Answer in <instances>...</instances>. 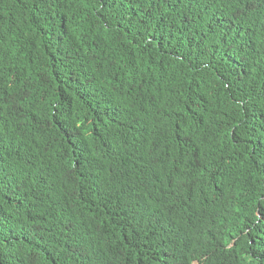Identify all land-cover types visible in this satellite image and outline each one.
I'll return each mask as SVG.
<instances>
[{
	"label": "trees",
	"instance_id": "1",
	"mask_svg": "<svg viewBox=\"0 0 264 264\" xmlns=\"http://www.w3.org/2000/svg\"><path fill=\"white\" fill-rule=\"evenodd\" d=\"M151 175L264 264V0H0V264H119L98 205Z\"/></svg>",
	"mask_w": 264,
	"mask_h": 264
},
{
	"label": "clouds",
	"instance_id": "2",
	"mask_svg": "<svg viewBox=\"0 0 264 264\" xmlns=\"http://www.w3.org/2000/svg\"><path fill=\"white\" fill-rule=\"evenodd\" d=\"M141 179L119 210L109 209L116 205L121 186L118 184L113 201L108 204L102 197L98 205L103 217L116 229V234L120 230L127 232L125 244L119 247L123 254L119 264H200L206 257L207 240L206 233L200 228L201 223L197 221L201 212L186 219L190 202L187 199L174 204L169 215L162 218L153 202L156 195L154 175ZM200 199L206 201L204 195ZM164 226L171 228L167 230ZM192 233L198 235L196 240H188ZM192 253L195 259L186 263Z\"/></svg>",
	"mask_w": 264,
	"mask_h": 264
}]
</instances>
